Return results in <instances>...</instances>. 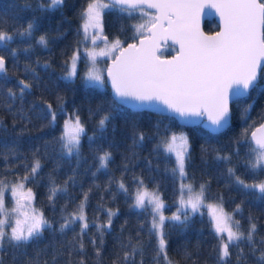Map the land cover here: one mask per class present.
Listing matches in <instances>:
<instances>
[{
  "label": "snow or ice",
  "instance_id": "snow-or-ice-1",
  "mask_svg": "<svg viewBox=\"0 0 264 264\" xmlns=\"http://www.w3.org/2000/svg\"><path fill=\"white\" fill-rule=\"evenodd\" d=\"M65 0H40L37 10L55 11L62 8ZM31 8V4H26ZM205 8L215 9L221 20V30L214 35H206L200 31L198 16ZM148 9H155L153 15ZM109 11L121 15L132 16L139 13L143 23L134 25L135 34L142 38L139 44L129 43L126 48L115 38L111 43L103 35V14ZM82 23L77 29L78 39L74 41L72 52L63 61L64 78H79L86 90H94L110 83L114 98L98 104L95 109H89V117L99 115L93 135L88 137L90 146L96 139L103 138L104 132L111 123L113 112L121 105L133 107H156L158 104L185 122L192 118H201V122L213 133L228 128L232 122L235 104L240 110V119L246 125L241 129L239 137L233 141L235 145L246 144V158L243 161L244 174H237V168L231 166L232 156L239 155L238 148L234 153L222 154L215 152L214 160L227 162V183L250 197L251 202H264V179L256 177L264 173V123L251 138L248 132L256 123L248 124L254 101L241 105L240 101L248 97L252 90L264 91V85L259 81L264 79V2L262 0H87L86 7L79 13ZM6 21L0 18V106L11 112L15 101L21 104L26 95L32 94V89L39 86V76L31 64L25 63L24 73L29 79H19L14 87H8L6 56L16 57L19 51L29 52L31 46L12 48L11 43L19 41L26 43L33 37L36 25L29 21L26 27L9 30ZM166 25V26H165ZM96 30L95 32L91 30ZM171 40L173 45H179L177 55L169 59H160L157 49L160 41ZM102 42L104 48L96 50L97 43ZM36 44L47 49L49 40L46 34L36 39ZM89 44L91 46H89ZM118 55H115L116 52ZM66 55V53H62ZM98 57H114L111 64L100 67ZM84 64V72L80 73L78 65ZM15 63V59H14ZM39 64V60L36 61ZM45 61L43 67L47 68ZM65 100L61 95L53 102L43 99L34 100L32 112H39L42 118L48 120L51 126L57 121L60 113L65 112ZM14 116L19 115V121L13 120V128L22 121L30 122V117L23 108L17 109ZM206 118V119H205ZM264 121V110L259 114ZM0 127L7 128L0 119ZM26 125L21 127L24 130ZM153 133L159 139L155 146L169 158L175 159L172 169L174 177L180 181L178 207L171 215H165L167 207L158 186L149 189L141 177H133L135 189L130 191L123 179L117 186L132 199L130 207L140 209L150 219L147 222V244L141 235L145 224L138 225L135 236L124 235L127 221L120 227V234L115 237L111 264H207V259L201 261L199 245L189 248L187 244L179 245L175 255L168 252L169 229L186 228L193 213L200 212L202 207L209 210V224L214 232L217 243L213 246L210 256L215 264H231L233 256L235 264H264V235L260 234L259 218L249 212L244 215L243 205L248 200H242L229 212L225 209L224 198L217 193L212 202H208L210 181L201 183L198 189L192 183H186L188 172L186 165L192 160V145L186 132L172 131L164 126L163 136L159 122ZM97 133L99 135H97ZM257 133H260L258 135ZM87 134L85 122L81 119L78 109H73L62 125V131L56 138L61 155L78 160L82 157V137ZM147 138V134L134 125L132 145L135 148ZM47 146V142H46ZM201 159L204 160L209 148L200 146ZM38 149L32 153L30 163H24L25 174L16 176V182L9 184L6 177H0V264H104L103 252L106 247V234L111 232L112 218L117 214L103 203H98L96 210L89 218L86 207L92 187L82 192L81 200L69 211L72 197L68 196L69 182H75L74 176H69L62 183L49 175L47 200L56 208V199L63 194L68 196L60 206L59 228L53 227L54 221L32 205L35 196L31 188L27 189L24 199L28 202L9 209L4 203V194L11 191L16 195L17 189H22L26 182H31L39 175L42 168ZM14 149H6L3 155L5 161L9 156H15ZM125 156L128 161L134 156ZM110 150L97 149L98 168L107 169L112 161ZM127 168V163L124 165ZM7 169V165H6ZM95 175V173H93ZM252 177L251 181L243 178ZM111 180L109 181V185ZM103 201V197H101ZM104 213L106 219L101 222L99 213ZM203 215V213H201ZM239 216V218H237ZM247 221L245 227L242 221ZM168 222H171L170 224ZM79 225V231L76 226ZM94 228L95 231H89ZM45 231L53 235L59 232L62 239H55L43 249L37 247L31 255L27 251L29 243L38 242ZM71 231L72 236L67 237ZM155 239V244L152 240ZM49 248L52 250L50 259H45ZM150 248V251H149ZM91 249V251H89ZM247 249V250H246ZM214 254V255H213Z\"/></svg>",
  "mask_w": 264,
  "mask_h": 264
},
{
  "label": "trees",
  "instance_id": "trees-1",
  "mask_svg": "<svg viewBox=\"0 0 264 264\" xmlns=\"http://www.w3.org/2000/svg\"><path fill=\"white\" fill-rule=\"evenodd\" d=\"M39 2L40 0H0V18L6 21L5 26L9 30L26 27L29 21L36 25L30 41L26 43L17 41L10 45L12 48L22 49L29 46L31 48L29 52L19 51L15 58L6 56L10 77L8 87H14L19 79H29L24 73L25 63L31 64L39 76V86L32 89V94L25 96L22 104L20 100H16L11 112L0 106V119L7 126L6 130L4 127H0V177H6L9 184L16 182V176L22 177L25 174L24 163H30L32 153L38 149L37 155L41 159L42 168L36 179L26 182L25 187L31 188L34 193L35 199L32 201V206L40 209L46 217L52 219L54 221L53 227L56 229L62 223L60 206L64 204L68 196L73 198L72 202L69 203V211H72L75 204L81 200L82 192L92 187L86 207L89 218L93 216L98 203H103L106 208L114 211L118 210L112 218L111 232L106 234V247L103 252L104 264H111L115 237L120 234V227L125 221H127V225L124 229V235L131 232L135 236L138 225L145 224L141 235L145 243L148 242L147 222L150 217L142 210L130 207L132 199L117 186L120 179H123L130 191L137 186L133 180L134 176L141 177L150 190L158 186L163 200L167 203L165 210L172 211L175 209L176 200L179 197L180 181L177 177H174L172 172L175 167L174 157L169 158L163 151L155 148L159 143V139L153 133L156 131L155 126L159 122L161 138L165 125H168L172 131L183 129L189 136L192 145V160L190 164L186 165L188 177L185 182L192 183L198 189L201 183L210 181L208 202H212L216 194L221 193L224 198L225 209L229 212L242 200H248L249 202L243 205L244 215L246 216L251 212L258 217L261 224L260 234L264 235V202L256 201L253 203L250 197H245L234 186H230L227 183L226 173V169L230 165L227 162L216 161L213 158L215 155L213 150L215 149H219L224 154L234 153L238 148L239 155L234 154L232 156L231 166L237 168V174H244L243 161L246 158L247 145L243 143L235 145L233 143L239 137L241 129L246 127L240 119L239 108L233 104L231 125L221 132L213 133L199 123L182 125L169 114L147 109H131L121 104L113 112L111 123L105 130L103 138L96 139V142L90 146L88 137L93 135L99 115L90 118L89 109H95L101 103H104L107 107V102L111 101L113 97L106 84L94 90H86L84 83L78 77L65 79L63 66V61L71 55L74 41L78 39L77 29L80 28L82 22L78 13L86 6L87 0H65L62 8L47 12L37 10ZM44 3H47V0H44ZM26 4H31V8L26 7ZM148 11L152 12L151 10ZM102 23L103 35L108 40L119 38L123 44L134 40L132 38L135 34L134 25L143 23V19L139 13L128 16L109 11L103 14ZM216 27L217 24L213 18L203 21V28L207 31L214 30ZM41 34L47 35L49 40L47 49L36 44V39ZM172 51H174V46L166 43L162 45L159 53L166 55ZM62 53H66V55H62ZM37 60H39V64L36 63ZM45 61L49 62L47 68L43 67ZM106 61L107 59L98 60L102 66H105ZM78 68L80 73L83 74L84 64L82 62L78 65ZM259 84L264 85V79H261ZM57 95L64 97V107L70 115L74 108L78 109L81 119L85 122L87 134L82 137V157L79 160L75 155L71 157L61 155L60 146L56 140L62 131L61 121L65 116V112L60 113L57 121L49 126L48 120L37 114L39 110L37 112L30 110L32 102L41 97L53 102L55 107V97ZM253 101L254 107L250 113L251 119L248 121V124L256 121L252 128L261 121L259 114L264 110V91L252 90L248 97L240 101V104L245 105ZM21 107L30 117V122L22 121L17 127L13 128V120L19 121V115L14 116L13 113H16L17 109ZM24 125L26 127L21 131V127ZM134 125L136 128L143 130L147 134V138L141 144L132 148L130 146L132 145L131 137ZM251 129L248 132V137ZM97 135L99 134L97 133ZM201 145L209 148L204 160L201 159ZM6 149H14L16 152V155L9 156L7 161L2 158L6 154ZM97 149L101 151L108 149L112 152L113 158L107 169L97 171ZM131 152H134L135 155L126 161L125 156L130 155ZM126 163L127 168L124 167ZM50 174L58 183H62L69 176L75 177V182L70 181L68 184V196L61 194L57 197L55 211L47 200ZM243 178L248 181L252 180V177L248 175H244ZM256 179H264V173H261ZM110 180L111 184L109 185ZM101 197H103V201H101ZM4 201L6 206L11 203L7 192L4 194ZM99 216L101 222L106 219L105 214L102 212L99 213ZM242 223L245 227L247 226L246 220ZM76 229L79 231L78 224ZM89 231H95V229L92 228ZM71 236L72 232L69 231L67 237L70 238ZM53 239L59 242L62 237L59 232L53 235L50 231H45L38 242L29 243L27 246L29 255L37 247L43 249ZM168 239V252L170 255H175V250L179 245L187 244L190 249L199 245L201 261L207 259V264H215V260L210 256V253H212L217 239L211 230L209 216L204 210L193 213L186 228H170ZM152 244H155V239L152 240ZM51 255L52 250L49 248L44 258L50 259ZM58 264H63V262L59 261ZM145 264H150V261L146 259ZM231 264H235L234 256Z\"/></svg>",
  "mask_w": 264,
  "mask_h": 264
},
{
  "label": "water",
  "instance_id": "water-1",
  "mask_svg": "<svg viewBox=\"0 0 264 264\" xmlns=\"http://www.w3.org/2000/svg\"><path fill=\"white\" fill-rule=\"evenodd\" d=\"M148 10H151L152 11V14L155 15L156 14V10L155 9H148ZM210 18H213L215 21H216V24H217V27L214 29V30H211V31H207L203 28V21L205 19H210ZM166 26V25H165ZM198 26H199V29L200 31H202L204 34L206 35H214L216 32L220 31L221 30V27H222V24H221V20H220V17H219V14L216 12L215 9H208V8H205L201 11V13L199 14L198 16ZM142 37L141 36H137L134 40H130V41H127L123 44H121V47H124L126 48L127 45L129 43H136L137 45L139 44V40L141 39ZM166 43H169L171 45H173V42L171 40H168L167 42L165 41H160L159 42V45H158V49H157V52H156V55L164 60V59H171L173 56L177 55L178 53V50H179V45H173L174 46V51H172L171 53L169 54H166V55H163V54H160L159 51L160 49L162 48V45L166 44ZM119 52L117 51L115 53V55H118ZM114 57H109L105 63V66L111 64L112 62V59ZM104 66V67H105ZM108 89H109V92L110 94L112 95V97L114 98V93L112 91V88H111V85L110 83H106ZM123 105V104H122ZM126 107H129L131 109H147V110H152V111H155V112H158V113H165V114H169L171 116L174 117V114L168 112L163 105H157L156 107H143V108H139V107H133L131 105H124ZM176 119V121L182 125H191V124H195V123H199L202 127H204L205 129L211 131L210 129L206 128L205 124L201 122V118H192L191 122H185L184 120L178 118V117H174ZM206 119V118H205ZM261 123H264V121H260L258 124H256L250 131L249 133V139L251 138V134L252 132L256 131V129H258L260 127V124ZM258 135H260V133H257Z\"/></svg>",
  "mask_w": 264,
  "mask_h": 264
},
{
  "label": "rangeland",
  "instance_id": "rangeland-1",
  "mask_svg": "<svg viewBox=\"0 0 264 264\" xmlns=\"http://www.w3.org/2000/svg\"><path fill=\"white\" fill-rule=\"evenodd\" d=\"M104 2H107V0H104ZM86 7V6H85ZM82 23V22H81ZM91 31H93V32H95L96 30H91ZM113 40H109V42L111 43ZM89 46H91L90 44H89ZM102 48H104V44L102 43V42H98L97 43V48H96V50L98 51V50H100V49H102ZM109 57H98V60L99 59H108ZM99 66L100 67H104V66H102L100 63H99ZM70 115V113L65 109V116L63 117V119H62V121H61V126L63 125V123H64V120L67 118V116H69ZM181 131H183V132H185L183 129H180V130H177L176 132H181ZM27 187H25L24 186V188H22V189H17V193H16V195L15 196H13V194L11 193V191H6L7 192V194H8V196H9V198H10V205H8V206H6V203H5V201H4V203H5V206L7 207V208H9V209H11V208H13V207H15L16 206V201L17 200H19V203L21 204V205H25V204H27L28 202L24 199V197L26 196V194H27ZM177 201H178V199L176 200V206H175V209L174 210H170V211H167V210H164V214L167 216V215H171L173 212H175L176 211V208L178 207V203H177ZM165 204L167 205V203L165 202ZM32 206V205H31ZM200 210H204L205 212H206V214L208 215V212H209V210L207 209V208H204V207H202Z\"/></svg>",
  "mask_w": 264,
  "mask_h": 264
}]
</instances>
